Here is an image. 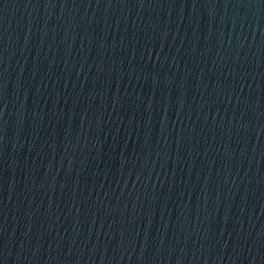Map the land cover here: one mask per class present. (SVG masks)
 Masks as SVG:
<instances>
[{
  "label": "water",
  "instance_id": "95a60500",
  "mask_svg": "<svg viewBox=\"0 0 264 264\" xmlns=\"http://www.w3.org/2000/svg\"><path fill=\"white\" fill-rule=\"evenodd\" d=\"M0 264H264V0H0Z\"/></svg>",
  "mask_w": 264,
  "mask_h": 264
}]
</instances>
